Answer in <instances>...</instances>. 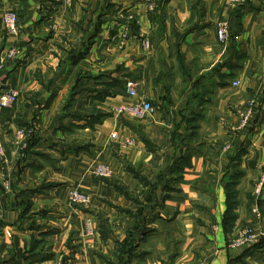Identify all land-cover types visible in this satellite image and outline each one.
<instances>
[{
	"label": "crops",
	"instance_id": "0c3cea01",
	"mask_svg": "<svg viewBox=\"0 0 264 264\" xmlns=\"http://www.w3.org/2000/svg\"><path fill=\"white\" fill-rule=\"evenodd\" d=\"M156 5L0 0V61L20 52L0 71V96L18 93L0 109L10 181L5 192L0 180V264H264V0ZM6 12L17 15L14 36ZM127 13L136 24L122 45ZM218 24L228 26L224 45ZM251 100L249 124L238 129ZM138 101L154 108L148 119L114 114ZM20 128L36 135L25 152L13 143ZM96 165L112 178L94 176ZM70 189L91 202L71 205ZM137 222L149 233L128 260L119 247ZM247 226L258 243L228 249Z\"/></svg>",
	"mask_w": 264,
	"mask_h": 264
},
{
	"label": "built area",
	"instance_id": "2783aa9c",
	"mask_svg": "<svg viewBox=\"0 0 264 264\" xmlns=\"http://www.w3.org/2000/svg\"><path fill=\"white\" fill-rule=\"evenodd\" d=\"M66 6H70L72 4V0H63ZM228 2L233 6H242L244 4V0H228ZM146 10L147 12H154L156 10V0H145ZM122 22L124 25L122 26V32L120 35L121 44L128 39V31L131 29V26L136 24L134 15L132 13H127V15L123 18ZM2 25L7 35L14 36L17 33V15L14 12H6L2 15ZM228 26L226 24H218L216 28V37L217 41L224 45L228 42ZM142 45L144 49L149 48V42L147 40H143ZM20 55L19 50L16 48H10L4 54V59L0 61V71L4 68V63L15 60ZM239 83L236 82L233 85L237 86ZM136 85L131 82L126 85V94L130 98H134L136 93ZM18 100V93L14 90H7L0 96V109H10L14 106V104ZM255 107V101L251 100L247 107L240 111L238 114L239 125L238 129L247 128L252 110ZM154 112V108L147 101H138L134 104L123 105L114 108V114L116 116H126L135 121H144L148 119ZM33 131L27 128H20L15 133V138L13 143L15 146L19 147L21 150H26L28 147V141L32 137ZM112 139H115V135L111 136ZM133 142H126L123 147L132 146ZM5 155L3 151L2 144H0V180L2 182V189L5 192H8L10 189V181L9 176L6 172L5 168ZM92 174L99 178L109 179L112 178L113 172L110 168L105 165H96L92 169ZM264 181V172L262 173L259 187L262 186ZM67 201L74 206H85L91 202V197L87 194L80 192L77 189H70L66 193ZM252 214L256 219L260 218V212L257 205L252 206L251 210ZM92 228L90 224H87L86 231V241L88 238L92 236ZM259 234L254 230L252 226H247L241 229L236 236H234L227 244V248L231 250L249 248L258 243ZM56 264H67V263H56Z\"/></svg>",
	"mask_w": 264,
	"mask_h": 264
},
{
	"label": "trees",
	"instance_id": "16d2710c",
	"mask_svg": "<svg viewBox=\"0 0 264 264\" xmlns=\"http://www.w3.org/2000/svg\"><path fill=\"white\" fill-rule=\"evenodd\" d=\"M86 52V49L82 50L77 57H82ZM78 60V59H77ZM75 61V60H74ZM90 116L93 117L92 114H90ZM98 117L100 118H105L106 115H98L95 119H97ZM36 136V135H35ZM35 136H32L29 141H28V147L26 148L25 151L29 150L31 148V146L35 143ZM140 209L141 207L137 210V212L134 213L135 217H138L140 214ZM233 217H231L230 219L232 220ZM149 231L146 230L145 228V224L141 223V222H137L136 227L134 228V230L132 231V233H129L126 235V239L123 241L122 244H120V253L119 255L121 256L123 252L127 253L128 255V260L130 259V257L133 255V250H135V248L137 247V245L148 235ZM127 251V252H126Z\"/></svg>",
	"mask_w": 264,
	"mask_h": 264
}]
</instances>
